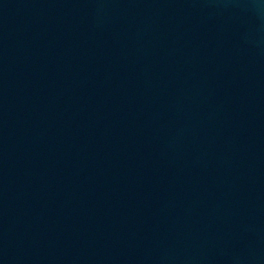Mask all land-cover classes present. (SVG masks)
I'll return each instance as SVG.
<instances>
[{
    "label": "water",
    "instance_id": "95a60500",
    "mask_svg": "<svg viewBox=\"0 0 264 264\" xmlns=\"http://www.w3.org/2000/svg\"><path fill=\"white\" fill-rule=\"evenodd\" d=\"M0 264H264V0H0Z\"/></svg>",
    "mask_w": 264,
    "mask_h": 264
}]
</instances>
